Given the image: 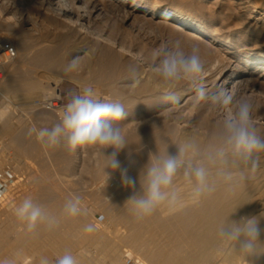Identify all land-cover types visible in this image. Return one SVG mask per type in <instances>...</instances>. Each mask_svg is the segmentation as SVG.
<instances>
[{
    "label": "rangeland",
    "instance_id": "374dc122",
    "mask_svg": "<svg viewBox=\"0 0 264 264\" xmlns=\"http://www.w3.org/2000/svg\"><path fill=\"white\" fill-rule=\"evenodd\" d=\"M107 1L108 4L112 2V0ZM126 4L129 8L140 4L141 8L157 6L161 11H173L194 22L209 35H215L218 40L210 39L195 29L185 30L174 20L151 18L136 11L135 16L125 23L121 20L122 18L112 13L105 15L107 22H104L105 19L103 22H93L94 19H89L95 36H85L87 40L84 38L86 41L83 43L81 39L83 37L78 34V27H72L63 22L56 23L46 18L51 13H45L42 0H7L6 2L0 0V5H2L0 11L3 10L4 13L9 11L10 15L8 14L7 17L14 18V30L11 31L10 37L7 35L8 30L5 24L0 20L1 34L8 37L6 40L0 39V42L12 44V39L15 45L23 39L28 49L23 54L14 46L17 54L22 55H17L16 62L10 69L4 66L5 79L24 80L26 78L25 80L30 81L39 75H47L49 79L44 80L48 84L44 82L43 89L37 94H31L23 89H20L23 91L18 93L14 89H11L13 93L11 91L0 93V128L9 127V133H5L4 130L2 134L0 133V171L8 179L3 181L7 184L4 189L5 195L0 199L1 259L10 258L13 255L15 247L19 244L17 238L23 233L31 234V238L26 241L30 247L46 243L45 239L33 236L34 232H28L25 226L15 218V207L26 197H31L50 212L54 209H62V204L67 199L79 196L81 206L87 212L86 215H81L82 221L97 224L111 244H119L121 250L123 249L121 260L117 264H139L140 260L145 258V254L139 252V249L129 241L135 232H140L147 241L146 249L148 250L154 249L158 244L157 241H160L159 233L135 228L124 219L123 215L131 212L129 207L125 206L131 191L121 185L119 171L113 172L107 181L103 159L94 157L90 150L70 151L64 144L60 147H45L37 140L35 134L29 135V129L32 127L51 126L60 120L64 106L70 99V93L78 92L85 85H91L100 97L119 99L124 102L128 116L121 123L125 126L132 145L120 153L119 160L122 166L128 169L129 176L138 180L144 164L148 162L149 153L156 152L157 144H160L162 148L164 147L162 141H168L170 149L173 139L176 136L181 137L186 130L184 125L176 124L173 116L167 113L168 108L160 106L161 98L159 97H161L160 92L163 87L160 78L150 71L153 52L164 46L174 48L179 44L183 51L189 53L192 46L196 45L199 47L204 70L210 68L208 65L211 66L218 56L225 60V65L230 62V68L239 64L245 67L243 63L237 61L238 54L241 53L244 55L251 53L256 58H264V0H128ZM28 15L36 24L35 28L38 33H34V36L29 32H24L23 27L27 20L24 18ZM172 24L178 25L179 28ZM4 33L7 36L3 35ZM196 35L205 39L206 44L195 37ZM108 37L112 42L105 41ZM86 43L87 46L89 44L90 48L92 47L91 50L85 49ZM94 44L97 46L93 47ZM50 48L58 50L59 63L49 69L41 65L39 57L42 52L50 51ZM73 57L81 58L80 69L66 74L64 68ZM130 66L140 68L142 75L139 84H133L130 81ZM93 67L94 70L91 69ZM7 70L11 72L7 73ZM259 75H263L260 70L256 72V76ZM144 83L148 84L147 89L143 88ZM181 84L178 86L182 88L188 85L183 82ZM51 103L57 104L58 108L53 109ZM191 109L194 116L200 110L205 115L215 118L216 111L207 105L201 109L192 106ZM153 124H155L154 127ZM175 128L178 130V135L175 134L177 132ZM18 141L26 149L25 155L20 154L17 147ZM108 151L110 152L111 149ZM128 151L132 152L131 160L140 157L143 161L137 162L138 159H134L132 162L127 158ZM106 171L109 170L106 169ZM257 185L261 189L263 184ZM175 186L180 197L178 204L175 207H169L167 204L157 207L160 208L166 220H171L185 209L191 198V186L183 180L182 176L177 177ZM136 188L139 190V183ZM56 215L61 230H64L62 232L68 235L69 251L73 255H78L81 250L78 241L81 237L77 231L71 233L70 226L67 224L68 217L62 215V211ZM149 243H155V245L148 246ZM51 250H47L50 251V257L47 258L54 261L59 255ZM47 251L42 254H46ZM42 254L32 256V254L22 253L17 264H25L28 256L35 261ZM240 262L239 264H247L244 259Z\"/></svg>",
    "mask_w": 264,
    "mask_h": 264
},
{
    "label": "clouds",
    "instance_id": "9594fccd",
    "mask_svg": "<svg viewBox=\"0 0 264 264\" xmlns=\"http://www.w3.org/2000/svg\"><path fill=\"white\" fill-rule=\"evenodd\" d=\"M80 60V57H73L64 72L78 71ZM152 61L150 71L161 80L163 103H179L177 86L183 82L195 92V105H207L219 114V119L208 131L206 142L193 134L179 143H171L178 149L175 155L170 154L168 141H162L163 148L156 142L157 150L149 153L138 180L129 176L128 169L118 159L120 153L132 145L121 123L128 116L125 104L119 99L100 97L91 85L70 93L58 122L29 129V135L35 134L45 147L64 144L70 151L90 150L94 157L103 159L107 181L113 172L119 171L121 185L131 191L125 206L137 218L152 214L162 204L169 207L178 204L180 197L175 186L178 176L182 175L191 186V197L198 202L205 195L214 193L220 184L229 190L235 188L260 169L264 156V131L253 119L252 99L235 88L219 86L209 89L203 80L204 65L198 46L193 45L189 53L179 44L174 48L164 46L153 52ZM141 75L139 67H129V79L133 84L141 82ZM131 157L132 152L128 151L127 158L131 160ZM236 209L216 225L220 245L222 250L241 256L247 264H258L264 257V228L261 227L264 213L259 217L230 219ZM86 214L79 196L67 199L62 208V215L67 217ZM14 215L28 232H35L40 226L52 230L59 224L56 215L46 211L31 197H26L15 207ZM84 231L93 232L95 226L88 224ZM21 254L17 251L11 258H2L0 264H17ZM39 264H78V260L66 250L54 261L41 257Z\"/></svg>",
    "mask_w": 264,
    "mask_h": 264
},
{
    "label": "bare ground",
    "instance_id": "6f19581e",
    "mask_svg": "<svg viewBox=\"0 0 264 264\" xmlns=\"http://www.w3.org/2000/svg\"><path fill=\"white\" fill-rule=\"evenodd\" d=\"M4 1L6 2L7 0ZM127 1L128 0H123V1L112 0V2L108 4L107 0H42V5L46 10L45 13L46 12L51 13L48 14V17H46L47 19H51L53 22L56 23L63 22L70 24L72 27H78V34L79 36L81 35L83 37L81 38L83 39V43H85V41L87 40L85 36L90 37L91 35H94V32L92 31L93 28L89 24L91 22L89 19H94L93 22H103L105 19V15H107L108 13H112V15L115 14L120 18H122L121 20L125 23V22H129L131 18L135 16L134 14L136 13V11H140L144 15L150 16L151 18L174 20L175 23L177 24L179 23L180 25H182L181 27L185 30L195 29L196 31H199L200 33H202L203 35H205L210 39H213L215 41L218 40V38L215 35H209L207 31L198 27L197 24H195L194 22L190 21L187 18H183L182 16H180L179 14L173 11L170 10L161 11L157 6L141 8L140 4H137L132 8H129V6L126 4ZM1 6L2 5H0V8H2ZM2 11H0V20H2V22L5 24V27L8 30L7 35L9 36L10 33H12L11 31L14 30V25H13L14 18L7 17L8 14L10 15V13H8L9 11L8 12L6 11L7 13H4ZM30 15L24 18L27 20H25L23 28H24V32L25 31L29 32L31 33L32 36H34V33H38V32H36L37 30L35 28L36 24L35 22L33 23ZM104 22H107V20L105 19ZM103 24L105 25V23ZM172 25L178 27V25L176 24H172ZM104 28H106V26ZM182 28L180 29L183 30ZM103 34L104 33H102V35ZM3 35H5V33ZM195 37H197L198 39L203 41L204 44H206L205 39L200 38V36L197 35ZM2 38L6 40V38L8 37L2 36L0 31V39ZM105 41L112 42L111 38L109 37L105 38ZM11 42L13 44L12 39ZM113 43L115 44V42ZM204 44L202 45L204 46ZM13 46H15L16 49L19 50L21 53L23 52V54L24 52L26 53L28 51L25 41L23 39L19 41L18 44L15 45L13 44ZM95 46L97 45L94 44L93 47ZM84 47H86L85 49L88 50L89 49L91 50L92 48V47L90 48L89 44L87 46V43L85 44ZM55 49L53 50L51 49L50 51H46L44 53L42 52V54L40 55L39 57L40 63L45 68L50 69L52 66L59 63L58 62L59 60L57 59L58 50ZM122 49L124 50V47H122ZM127 52L132 53L131 51H127ZM73 53H75V51ZM218 57L217 59L214 58L215 61L212 63L211 66L208 65V67L210 68L207 69L205 67L206 70H204V75H203V80L205 85L209 89H216L219 86H223L229 89L235 88L239 92H242L244 94H249L248 96L252 97L251 99L254 103L253 119L255 121V124L260 130L264 131V58H256L251 53L249 54L247 53L245 55L241 53L238 54L237 61L238 63H243L245 67H241L239 66L240 65L239 64L233 66L234 68H230L229 65L230 62L229 64L225 65L224 62L225 60H222L221 57L220 58ZM15 59L6 62L5 64L6 69H10L12 67V65L16 62ZM91 69L94 70V67ZM259 70L263 72V75L256 76V72ZM10 72L11 70L10 71L7 70V73ZM46 76L39 75V77L37 78L33 77L34 79L30 81L25 80L26 78L24 80L23 79L21 80L20 78H17L16 80L15 78L16 81L14 79H10V80L5 79L0 85V93L3 94V92L6 91L10 92L11 89H14V91L17 93L23 90L26 91L28 90L29 92H31V94H37L39 91L41 92V90L43 89L44 86L43 84L44 82H46L44 80H49L48 77ZM105 81L103 83H105ZM100 83H102V80H100ZM46 84L48 83L46 82ZM143 88L147 89L148 84L144 83ZM162 91L163 88L160 93H162ZM177 93L179 95L178 104H174V105L165 104L162 102V100L160 101V106L161 107L164 106L165 108H168L167 113L173 116V119L176 120V124L184 125L183 127L186 128L185 132L183 131L184 133H182L181 137L176 136V138L173 139L172 143H179L185 137L193 134H197L202 142H206L207 133L214 126L215 121L219 119V114L216 112L214 114L215 118H213V117H209L208 115H205L202 111L199 110L197 115L194 116L193 112H191L192 106L199 107L201 109L205 105L204 104L200 106L195 105L194 103L195 92L191 89L189 85L185 86L184 88L177 86ZM3 130L5 131V133L6 132L9 133V127H5L3 129L0 128L1 134L3 133ZM174 130L175 132L177 131L175 134L178 135L177 128H175ZM17 145L20 154L25 155L26 149H24L21 146L20 141H18ZM21 147L24 149V151L21 149ZM34 147L35 146H33V148ZM170 147H171L169 149L170 154L175 155L178 149L174 144H171ZM56 149L58 150L59 148ZM59 151L57 152L58 154ZM134 159H138L137 162L143 161V159L140 157L133 158L132 160ZM261 161L262 162L260 168L263 169L258 170L254 174L249 175L247 179L240 182L232 190H229V188L226 185L220 184L214 193L210 195H205L198 202H194L192 197L190 196L191 198L188 204L186 205L185 209L177 213L171 220H166L163 217L160 208H156L152 214L145 216L143 218H137L132 212L123 215L124 219L130 222L133 225V227L135 228L139 227L143 230L151 231L153 233L157 232L161 236L160 241H157L158 242L157 246L155 248L153 246L154 249L152 250L146 249L147 241L144 240L140 232L138 231L135 232L129 238V241L139 249V252L141 251L145 254V258L140 260L139 264H239L241 263L240 261L243 259L241 256L236 255L235 253L228 252L226 250H222V247L220 245L219 239L216 234V225L218 224V222L224 219L229 213L233 212L238 206L239 207L236 209V212L230 216V219L238 220L241 216L259 217L261 216L262 213H264V190H263L264 156L261 157ZM257 184L259 185L263 184L261 186V189H259L260 187ZM258 197H260L259 200ZM54 211H55L54 215H56L57 213L61 212L62 209L59 208L58 210L54 209L53 211H50V213L53 214ZM67 224L70 226L69 228L71 229L70 230L71 233L72 231H77L78 235L81 237L78 241V245L80 246L81 250L78 253V255L74 254L76 255L75 257L78 260V264H106L109 261L110 263L112 262L111 264L119 263L122 257L121 253L123 252L122 251L123 249L121 250V247L118 246L119 244L118 245L111 244L109 239L105 235L104 231L99 229V226L97 224H93L89 221L86 222L82 221L81 215L76 217H68ZM88 224L94 225L95 231L90 233L85 232L84 228ZM261 227L264 228V219H261ZM62 231L64 230H61L60 224H58V226L52 230H48L44 226H40L33 233L34 234L33 236H35L36 238L45 239L46 243L35 247L33 246L30 247L29 245L26 244V241L31 238V234L29 235L27 233L25 234L23 233L19 235V237L17 238L19 244H17V246L15 247V250L13 251V255L17 253V251H20L21 253H25L27 255L32 254L33 256L36 254L38 255V253L42 254L44 251L50 249L54 250L55 251L54 253H56V255H62L66 250L69 251L70 249L69 248L70 244L68 241L69 238L67 237L68 235H66V233H63ZM262 239H264V237H262ZM88 242H90L89 245ZM152 244L149 243L147 245L149 246ZM153 245H155V243ZM95 250L96 252H94ZM47 252L46 254H42L41 257H50L49 256L50 251ZM12 256H10V258ZM41 257L37 259L35 258L36 260L33 261L32 257L28 256L25 264H39ZM25 259H26V255L24 261ZM258 264H264V257L260 258Z\"/></svg>",
    "mask_w": 264,
    "mask_h": 264
},
{
    "label": "built area",
    "instance_id": "2783aa9c",
    "mask_svg": "<svg viewBox=\"0 0 264 264\" xmlns=\"http://www.w3.org/2000/svg\"><path fill=\"white\" fill-rule=\"evenodd\" d=\"M17 57V52L15 47L7 42H0V85L5 79V72H4V66L6 62L12 61ZM51 107L53 109L58 108V105L55 103H51ZM6 175H4L0 171V199L5 194V188H6V182L3 183V181H7Z\"/></svg>",
    "mask_w": 264,
    "mask_h": 264
}]
</instances>
